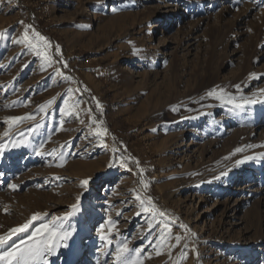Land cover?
Listing matches in <instances>:
<instances>
[{
  "label": "rangeland",
  "instance_id": "1",
  "mask_svg": "<svg viewBox=\"0 0 264 264\" xmlns=\"http://www.w3.org/2000/svg\"><path fill=\"white\" fill-rule=\"evenodd\" d=\"M0 33V251L264 264V0H0Z\"/></svg>",
  "mask_w": 264,
  "mask_h": 264
},
{
  "label": "snow or ice",
  "instance_id": "2",
  "mask_svg": "<svg viewBox=\"0 0 264 264\" xmlns=\"http://www.w3.org/2000/svg\"><path fill=\"white\" fill-rule=\"evenodd\" d=\"M31 27V26H29ZM3 34L0 33V38H2ZM36 36L39 37L41 40L45 41V44L48 42L45 40L44 37L40 36L39 33H36ZM25 41H28V35L25 33L23 40L14 41L15 43H24ZM30 43V42H29ZM65 67L67 65L65 64ZM237 89H239V85L235 86ZM214 93L210 91L208 93L209 96H212ZM255 100H245L244 103H255ZM227 103L234 104L235 99L229 97L227 100ZM237 108L242 107V104H235ZM44 109L41 108V111ZM34 117L30 114L26 117H10L9 120L13 123L23 121L24 119H33ZM107 130L105 129V132ZM4 135H8L6 132ZM237 151H241V149H237ZM138 163V162H137ZM59 166H63V163H61ZM112 165L109 164V167ZM88 181L84 180L81 182L82 186L87 185ZM11 188L15 189L17 188V185H10ZM137 199H140L137 197ZM150 202V200H149ZM145 201L141 200V208L143 212H149V208L144 207ZM73 210H77V206L73 205ZM139 214V213H138ZM39 213L33 214L30 221L27 223L19 226L18 228H14L11 230L12 234L18 233V232H24L29 227L31 222L33 220H36L39 218ZM160 215H164V213H160ZM67 217H53V221L60 220L61 223L64 219ZM60 225H57L59 227ZM69 235L68 233H65L62 236H59L58 239H65ZM53 237H57V233L49 227V224H43L40 228H37L35 232H33L29 237V242L21 241L20 244L12 246L7 248L4 251H0V264H46L45 256L51 252L55 251V247L52 244ZM10 239L9 235H0V245H3L6 243V241ZM179 240V237L176 238ZM110 243V241H109ZM23 245V247H21ZM130 250L127 248V244H123L117 249V257L120 259V264H142V261L139 259H128L126 256H123L124 253L129 252ZM137 257L139 256L140 250L137 249ZM159 254V253H158ZM123 257V258H121Z\"/></svg>",
  "mask_w": 264,
  "mask_h": 264
}]
</instances>
